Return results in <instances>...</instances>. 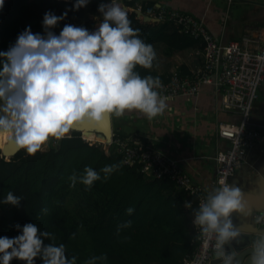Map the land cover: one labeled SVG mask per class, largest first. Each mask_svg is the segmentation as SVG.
<instances>
[{"label":"clouds","instance_id":"obj_1","mask_svg":"<svg viewBox=\"0 0 264 264\" xmlns=\"http://www.w3.org/2000/svg\"><path fill=\"white\" fill-rule=\"evenodd\" d=\"M5 0H0V10ZM89 0H75L74 9L86 7ZM102 22L94 31L66 24L59 35L52 31L68 12L57 16L51 11L43 17L44 35L27 27L7 51H0V139L7 138L16 148L35 155L50 139L70 137V132L87 124L106 123L112 115L123 117L137 112L149 121L164 115L168 104L157 89L159 77H141L137 65L151 69L156 52L150 43L139 38V29L131 27L128 13L112 0L98 7ZM121 167L106 165L100 172L107 180ZM101 179L92 167L83 175L69 177L71 186L77 181L89 188ZM215 194H209L194 212L193 224L205 236L215 237V255L221 264H239L236 253L226 252L224 246L239 237L231 216L243 209L239 188L230 187L224 180ZM22 198L7 192L3 203L19 206ZM46 211V210H44ZM134 208L126 210L128 215ZM131 227V221L122 223ZM21 235L0 238V264L18 259L24 264H76L77 258L66 256L64 244L34 223L16 225ZM249 264H264V235L251 246ZM106 255L92 256L85 264H104Z\"/></svg>","mask_w":264,"mask_h":264},{"label":"trees","instance_id":"obj_2","mask_svg":"<svg viewBox=\"0 0 264 264\" xmlns=\"http://www.w3.org/2000/svg\"><path fill=\"white\" fill-rule=\"evenodd\" d=\"M110 2L89 0L77 11L75 0H5L0 10V51L14 45L29 26L34 34L44 35L42 21L49 11L57 16L68 12L52 29L57 35L66 24L94 31L103 19L99 5ZM115 3L130 8L139 4L145 14L154 6L153 2L138 0ZM127 13L131 27L139 29V38L145 43H164L166 52L197 43L171 23L144 22L134 11ZM135 71L141 77H153L149 69L139 65ZM70 137L35 155L20 149L8 160L0 158V238H15L22 234L16 225L22 228L34 223L55 236L54 241L45 239V245L64 244L66 256H75L76 264L101 255L107 256L104 264H181L199 243L193 229L197 197L178 189L168 178H145L137 165L122 164L118 154L111 150L106 153L102 147L85 141L80 132L73 131ZM8 141L3 138L2 146ZM113 164L121 167L105 180L100 170ZM85 167H92L101 179L90 188L79 180L71 186L69 177L74 173L83 175ZM8 191L22 198L19 206L3 203ZM130 207L135 209L132 215L126 212ZM128 221L131 227L117 234L118 226ZM11 264L24 262L13 259ZM35 264H43V260L38 257Z\"/></svg>","mask_w":264,"mask_h":264},{"label":"crops","instance_id":"obj_3","mask_svg":"<svg viewBox=\"0 0 264 264\" xmlns=\"http://www.w3.org/2000/svg\"><path fill=\"white\" fill-rule=\"evenodd\" d=\"M140 1L164 4L195 16L203 21L207 30L222 44L239 40L244 35L260 42L264 39V0ZM122 6L126 7V11L135 7ZM197 43L170 52H166L164 43H152L156 59L149 69L151 74L167 78L175 69L185 74L195 73L202 65V58L197 54L200 43ZM221 100L215 83H203L191 98L178 96L166 101L168 108L164 115L151 121L137 112L126 113L122 119L129 120L128 124L133 125V130L123 136L156 141L163 153L180 160L194 181L209 183L215 174L214 155L228 147V141L218 135L217 125L220 121L239 120L236 113L222 110ZM111 120L113 126L114 119ZM250 121L251 127L264 134V84L259 88ZM230 185L240 189L245 198L242 202L246 205V208L232 214L234 228L254 226L255 208L249 205L256 203L264 206V149L259 145L247 149L244 161L230 178Z\"/></svg>","mask_w":264,"mask_h":264},{"label":"built area","instance_id":"obj_4","mask_svg":"<svg viewBox=\"0 0 264 264\" xmlns=\"http://www.w3.org/2000/svg\"><path fill=\"white\" fill-rule=\"evenodd\" d=\"M131 11H141L140 5L136 4ZM146 15L155 22L171 23L179 32L200 43L197 54L202 58L201 67L192 74H182L175 69L169 77H159L162 87L157 91L160 96L166 101L178 96L191 98L199 91L201 84L213 82L221 94L222 110L236 113L239 120L220 121L217 125L218 135L228 141V147L214 155L215 174L209 183L194 181L180 160L163 153L154 140L118 136L112 131L108 139L98 142L106 153L111 150L118 154L122 164L137 165L145 178H168L178 189L194 194L199 208L201 201L221 187V180L231 187L230 178L244 161L249 147L259 145L264 149V134L250 125L253 105L258 99L259 88L264 84V39L260 42L244 35L239 40L219 43L203 21L164 4H155ZM57 142L50 139L48 143L56 145ZM253 221L257 228H263L264 214L253 212ZM193 229L199 243L193 252L184 256L181 264H207L215 251V237H205L194 224Z\"/></svg>","mask_w":264,"mask_h":264},{"label":"water","instance_id":"obj_5","mask_svg":"<svg viewBox=\"0 0 264 264\" xmlns=\"http://www.w3.org/2000/svg\"><path fill=\"white\" fill-rule=\"evenodd\" d=\"M123 9H125V6H122ZM136 16L140 17L142 21L144 22H155L153 19L146 15L145 13L141 11H136ZM112 118H110L106 123H102L101 127L104 130H101L99 127L98 128H92L98 133H102L105 139H108L112 135L113 131V126H112ZM84 125H92V124H87L85 123ZM105 130L107 131L105 133ZM72 131L80 132L81 129H74ZM58 148V146H56ZM20 150V149H19ZM16 147L14 148H6V149H0L1 157L5 155L6 151H9V156H13L17 151H19ZM243 197V196H242ZM243 199H245L243 197ZM254 206L255 212H260L264 214V206H258L256 203H251L249 205ZM243 208H246L245 203H243ZM257 210V211H256ZM240 232L239 237L231 240L228 242L224 248L226 252L228 253H236L237 255V260L239 261V264H249V258L251 255L252 248L251 246L255 243L256 240H258L262 235H264V227L263 228H257L255 225L252 227H247L246 229L243 228H235ZM207 264H221V261L216 259L215 251L212 254L211 259L207 262ZM235 264V262H234Z\"/></svg>","mask_w":264,"mask_h":264},{"label":"rangeland","instance_id":"obj_6","mask_svg":"<svg viewBox=\"0 0 264 264\" xmlns=\"http://www.w3.org/2000/svg\"><path fill=\"white\" fill-rule=\"evenodd\" d=\"M154 23H158V22H154ZM112 118H113V115H112ZM114 120H113V131L114 132H117V128H119V130H118V134H122V135H124V133H130L132 130H133V125H129L128 123H129V120H123L122 119V117H120V118H113ZM136 127L138 128V129H140L137 125H136ZM73 133V131H71L70 132V134L69 135H71ZM80 136H81V138L83 139V137H82V135L80 134ZM96 136V135H95ZM101 137V136H100ZM2 140L3 139H0V148H2V144H1V142H2ZM85 140V139H84ZM85 141H87V142H90V143H93V144H96V145H98V146H100V147H102V144L100 143V142H103V138L101 137V139H100V142H98V141H89V140H85ZM4 146V145H3ZM48 146H49V143H47L43 148H42V150H46L47 148H48ZM2 157H4V159L5 160H8L9 159V157L6 159V157L5 156H2ZM0 158H1V153H0Z\"/></svg>","mask_w":264,"mask_h":264},{"label":"bare ground","instance_id":"obj_7","mask_svg":"<svg viewBox=\"0 0 264 264\" xmlns=\"http://www.w3.org/2000/svg\"><path fill=\"white\" fill-rule=\"evenodd\" d=\"M90 126L92 128H100L101 130H104L101 127V124H92V125H83L81 126L79 129H81L80 134L82 135L83 139L85 140H89V141H100L101 137L103 138V141H105L104 136L102 135V133H98L96 132L94 129H91ZM107 131L105 130V133ZM97 135V136H95ZM101 136V137H100ZM16 147L14 143H12L10 140L7 142V144H5V146L0 149H6V148H14ZM6 159L9 157V151H6L5 155Z\"/></svg>","mask_w":264,"mask_h":264}]
</instances>
